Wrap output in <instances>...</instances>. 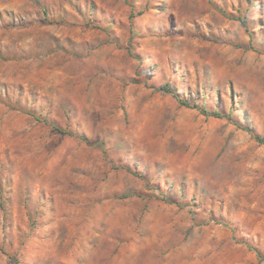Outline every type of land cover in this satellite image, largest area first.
I'll use <instances>...</instances> for the list:
<instances>
[{
  "label": "rangeland",
  "instance_id": "rangeland-1",
  "mask_svg": "<svg viewBox=\"0 0 264 264\" xmlns=\"http://www.w3.org/2000/svg\"><path fill=\"white\" fill-rule=\"evenodd\" d=\"M245 127L264 0H0V264H264Z\"/></svg>",
  "mask_w": 264,
  "mask_h": 264
},
{
  "label": "trees",
  "instance_id": "trees-1",
  "mask_svg": "<svg viewBox=\"0 0 264 264\" xmlns=\"http://www.w3.org/2000/svg\"><path fill=\"white\" fill-rule=\"evenodd\" d=\"M238 19L240 20V22L242 23L243 26L247 27L246 24V19L245 16H238ZM158 90H161L164 93H169L171 94L180 104L188 106V107H194L197 108L201 113L206 114L208 116H213V117H229L230 116V111L226 113L218 110V109H209L206 107V105L204 104H199L196 101H192L191 99L181 96L177 90V87L169 82H164L163 84H160L157 87ZM46 123H48L46 120H43ZM51 127L52 130L59 132V133H63V134H72L84 141H87V138L85 135H78L76 133H72L71 131H69L68 129L65 128H60L57 125H54L52 123H48ZM245 129L247 131L250 132V134L252 135V137L259 143L264 144V135L263 134H259V133H255L253 132L250 128L245 127ZM247 247L251 250H253L256 255L260 256V252L251 244H247Z\"/></svg>",
  "mask_w": 264,
  "mask_h": 264
}]
</instances>
